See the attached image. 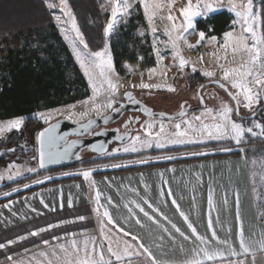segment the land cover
<instances>
[{"label":"snow or ice","instance_id":"1","mask_svg":"<svg viewBox=\"0 0 264 264\" xmlns=\"http://www.w3.org/2000/svg\"><path fill=\"white\" fill-rule=\"evenodd\" d=\"M142 6L145 17L148 22L149 31L153 37L152 49L155 56V66L144 71L139 69V65L133 67L125 62L124 68L128 74L135 75L139 72V83L129 82L125 84L123 78L116 70L113 55L110 51V44L105 40L102 47L97 50L90 48L85 35L81 31L77 23V18L69 4V0H58V3L48 2L45 0L46 8L49 10L58 9L60 14L55 11L51 13L54 21L60 27L64 34L65 40L71 43L72 51L75 59L79 63V67L83 71V75L87 78L88 86L91 89V95L78 104L82 106L81 111H76L77 105H67L63 110L50 109L47 112H39L36 116L48 125L36 134L37 155L32 157L38 163L39 169H43L46 165L55 163L62 156L69 155V152L75 141L68 142L66 134L58 136L59 121L50 123L54 116H63L64 119L73 121L80 127L94 135H106V132H96L94 125L95 117L101 118L105 124L112 120L111 114L106 113H122L126 105L120 103V97L132 104H140L141 102L135 98L133 91L139 90H166L168 92H176V86L168 83L167 74L173 67L179 69V76L183 77L186 67H191V72H200V75L206 78H214L219 73L220 79L214 83L223 89L234 105L228 101L221 99L218 106L209 107L204 102V96L200 95V90L204 89V85H200L196 98L199 100V107L193 109L187 101L180 105V110L169 115L164 112L156 113L147 106L143 107V112L148 119L141 121L140 117H130L125 122L126 131L118 134L116 140L128 141L122 145L112 149L111 153L103 144L90 146L93 151L105 152L109 155L123 151L125 153H138L150 148L163 149L169 145H184L187 143H204L207 140H227L234 142L241 152L244 148L240 147L246 143L247 136L253 138H264V123L256 120L257 106L260 111H264V22H262L261 12L254 11V0H185L182 6L175 9L177 0H138ZM136 0H106L103 6L105 11H109L110 16L103 29L105 38L110 37L121 19L130 15ZM264 4V0H261ZM227 8L234 14L231 30L225 31L222 38L216 35L206 36L204 31H196V22L198 18H207L209 13L217 11L220 8ZM167 10V15L162 13ZM179 12V16L176 12ZM163 21V35L166 40H161L157 35L160 32L156 21ZM209 32L213 29L209 27ZM197 34L198 39L195 44L189 42L188 36ZM141 36L144 35L142 31ZM207 41L210 45H218L215 51L209 53L214 58L215 69H200L195 67V62L189 60L183 55L184 48L195 49L202 42ZM223 53L221 55L220 53ZM170 53L172 63L164 64V60ZM142 62L144 57H137ZM203 54L199 57V62L203 63ZM145 71L149 80L154 77H161V83H147L143 77ZM173 79H176L174 77ZM121 89H125L121 92ZM118 105V106H117ZM187 105V107H186ZM248 110L252 115L250 117L252 123L250 126L237 122L233 119V113L240 118V108ZM24 116H16L4 121H0V137H5L14 130L20 132L24 126ZM86 120V123L81 121ZM129 123L139 125L138 128H129ZM119 132V129L116 130ZM135 131V135L131 132ZM61 142H64L61 148ZM222 151L231 152V147L221 149ZM8 151L14 152L15 149ZM194 155H206L207 153H193ZM79 158V157H78ZM152 158L141 159L137 163H149ZM155 159H176L174 156H159ZM258 163L256 159L251 160V164L255 166ZM261 169L264 170V160L259 162ZM113 168L125 167L123 164H112ZM99 167V166H98ZM104 168L109 165H103ZM14 169V171H13ZM95 169H83L77 175H81L85 181L89 182L90 188H95L96 182L91 179ZM10 174L7 175L8 180H13L23 175L24 171L35 172L37 169L27 167L23 168L16 165L15 162L8 166ZM255 175V172L253 173ZM163 177V173H161ZM4 173H0V180H3ZM264 178V171H262ZM51 179V177H45ZM43 180H35L32 183L40 184ZM24 188L30 187L24 184ZM79 187V186H77ZM12 192L19 191V188H12ZM135 191V190H133ZM10 196L11 192L4 193ZM102 192L96 189L94 202L96 207L97 222L99 224V235L89 234L87 229H82L79 236L75 232L66 231L65 236H53V240L58 241L55 245L50 244L47 239L42 240V244L47 246L48 250H39L31 253L25 248L28 264H133V257L143 259L138 260V264H165L164 261L156 259L152 252V245L145 244L142 237L133 233L130 229L122 227L111 215L108 207L101 204ZM138 195V193H137ZM168 195L172 196L171 189ZM108 205H114L111 197H105ZM143 199V204L136 200H129L124 207L127 209L129 219L135 221L137 225L143 227V221L136 210L143 215L148 221L156 225V228L168 238L175 242L176 237L171 230L178 233L184 241H187L191 247L185 249L183 244L180 250L185 252V258L182 264H246L244 257L252 256L251 264H256V251L264 253V234L259 239H251L245 235L242 219L239 213V197H236V219L238 222L237 239L238 249L230 238L221 239L214 228L212 213H218V208L214 200L213 190H209L207 197L208 208V229L211 235L201 234L190 221L189 216L180 210L176 199H172V204L176 206L177 211L183 218L190 230V234H186L175 223L168 219L166 215L160 212L149 200ZM195 201V198H193ZM11 203V201L9 202ZM45 208L49 205L44 203ZM227 204V199L223 200ZM151 210V213L144 207ZM71 206V203L69 204ZM8 207V205H5ZM62 207V205H61ZM103 208V211L101 209ZM55 211V208L51 209ZM36 211V209H32ZM159 217V218H158ZM79 221H84L85 216H78ZM162 221H166L167 225ZM74 222V221H73ZM65 223L61 221V224ZM215 223H220L217 215ZM111 225L112 227H109ZM60 225L49 224L48 229L40 228L31 232L29 235L38 236L41 232L49 230ZM115 229V230H114ZM171 229V230H170ZM231 230L229 229V236ZM130 238V239H129ZM163 239V236L160 237ZM20 240L27 239L21 236ZM16 243L14 240H8L7 245ZM34 247H38L35 244ZM161 247V245H156ZM6 247L5 243H0V249ZM10 264H25V260H14L12 255L7 256Z\"/></svg>","mask_w":264,"mask_h":264},{"label":"crops","instance_id":"2","mask_svg":"<svg viewBox=\"0 0 264 264\" xmlns=\"http://www.w3.org/2000/svg\"><path fill=\"white\" fill-rule=\"evenodd\" d=\"M220 9L227 10L223 7ZM232 149L231 152H226L221 149L202 148L195 153H207L206 155L178 153L171 155L176 159H155L149 163L132 162L119 168L74 167L48 171L42 176L38 174L35 180L56 177L44 179L40 184L27 183L30 185L28 188H24L23 185L15 186L14 188H19L17 192L10 189L0 193V243L6 245L4 249H0V264H10L7 260L8 255H12L14 260L23 258L25 264H28L25 248L31 253L37 252L38 249L47 251L48 248L42 244V240L47 239L50 244L55 245L58 241L53 240V236L63 238L66 231L75 232L79 236L82 229H87L89 234L98 236L99 224L94 212L96 189L103 194L101 204L108 207L118 224L142 237L145 244H151L156 259L164 261L165 264H182L186 253L180 250V246L183 244L184 248L188 249L191 245L170 229L176 237L173 242L167 234L161 233L156 225L144 218L138 209L137 215L142 219L144 226L137 225L134 220L129 219L127 209L124 207L129 200H136L142 204V198L149 200L182 231L190 234L176 206L172 204V199L175 198L180 210L189 216L198 232L210 236L207 197L211 189L219 210L218 213L215 211L212 213L217 235L221 239L230 238L238 249L236 219L238 194L239 213L245 235L254 240L259 239L264 234V194L259 192L260 185L256 181L258 174L248 155L241 152L238 147ZM83 169H95L91 177L96 182L95 188H90L89 182L76 174ZM61 174L63 176L58 177ZM169 189L172 196L168 195ZM6 192H11V195L5 196ZM105 197H111L114 205H108ZM225 197L226 205L223 203ZM41 200L49 207L45 208ZM144 207L151 213L147 205ZM52 208H55V211H52ZM81 215L85 216L84 221L77 219ZM217 215L220 223H215ZM61 221L65 223L61 224ZM162 223L167 225L166 221ZM49 224L60 226L41 232L38 236L29 235L40 228L48 229ZM167 226L170 228V225ZM21 236L27 239L20 240ZM8 240H14L16 243L7 245ZM34 244L38 247H34ZM158 244L161 247H157ZM132 259L133 264H138V260L143 258ZM244 259L246 264H251V255ZM255 262L264 264V253L257 250Z\"/></svg>","mask_w":264,"mask_h":264},{"label":"trees","instance_id":"3","mask_svg":"<svg viewBox=\"0 0 264 264\" xmlns=\"http://www.w3.org/2000/svg\"><path fill=\"white\" fill-rule=\"evenodd\" d=\"M56 1V0H55ZM261 6L264 22V4ZM78 26L90 48L97 50L107 38L104 26L110 16L104 10L105 0H69ZM46 8L45 0H0V121L27 116L42 110L74 104L90 96V88L58 25ZM234 16L228 10L215 12L196 22V29L221 38L232 27ZM139 2L131 16L111 38V52L116 69L125 73L124 64L153 66L155 56L151 39L139 31L146 27ZM211 27L212 32L208 29ZM144 57L142 62L137 57ZM202 80V75L198 73ZM41 120L28 117L20 132L0 139V150L6 151L0 165L19 154H37L36 134L45 126ZM98 160H82L62 169L92 164ZM40 173H46L40 171ZM19 180L15 183H21ZM9 183L6 188L13 186Z\"/></svg>","mask_w":264,"mask_h":264},{"label":"rangeland","instance_id":"4","mask_svg":"<svg viewBox=\"0 0 264 264\" xmlns=\"http://www.w3.org/2000/svg\"><path fill=\"white\" fill-rule=\"evenodd\" d=\"M48 2L58 3V0H56V1L55 0H48ZM184 2H185V0H177V3L174 6L175 9L180 8ZM137 3H138V0H136L135 4H137ZM226 3H227V0H225V4ZM254 3H255L254 11H260L261 12L260 4L256 0H254ZM135 4H134L133 9L130 12V15H128L127 17H125L124 19H121L119 21L118 26L114 30V33L116 32L117 28L121 24L125 23L127 21V19L131 16L133 10H135ZM141 8H142V6H141ZM52 11H55L56 14H60L58 9H55ZM142 11H143V8H142ZM218 11H221V9H218L217 11L209 13L207 15V17L210 16L211 14L215 13V12H218ZM109 12H110V9H109ZM143 13H144V11H143ZM162 14L167 15V10L165 9V12ZM176 15L179 16L178 11L176 12ZM233 16H234V14H233ZM261 17H262V22H263L262 13H261ZM198 19H200V18H198ZM146 23H147L146 27L141 28L139 33H141L143 31L144 35L147 34L150 37L151 44H152L153 37L149 31L147 19H146ZM164 23L165 22L160 21L159 19L156 21V24H157L158 28L160 29V32H158L157 35L160 37L161 40L167 39V37L163 35ZM59 30H60V27H59ZM196 31L198 32L200 30L196 29ZM60 32H61V30H60ZM61 34L64 38V34L62 32H61ZM112 35L107 38V42L110 45H111ZM206 36H210V35L206 34ZM198 38L199 37L197 34H192V35L188 36L189 42L192 44H195ZM64 40H65V38H64ZM65 41L67 42V44L69 45V47L72 51L71 43L68 40H65ZM216 47H218V45H216V46L210 45L207 43V41H205V42H202L201 45H199L195 49H188L187 47H185L184 51H183V55L186 58H188L189 60L195 62V67L198 70L205 69V68L212 70V69H215L216 64H215L214 58L211 57L209 55V53L215 51ZM110 51H111V46H110ZM72 53H73V51H72ZM202 54L204 57L203 63L199 62V57ZM220 54L223 55L222 52ZM73 55H74V53H73ZM74 57H75V55H74ZM155 63H156V60H155ZM171 63H172V61H171V56L169 53L167 58L164 60V64L169 65ZM132 66L135 67L137 65H132ZM153 66H155V64ZM153 66L143 67V66L139 65V69L141 71H144V70H146L150 67H153ZM198 73H200V72L198 71L196 73H192L191 67H186L185 74L183 75V77H180L179 76V69L176 67H173L172 70L170 72H168V74H167V80H168V83H173L176 86V89H177L176 92H168L166 90H139V89H134V90L130 89V90L138 91V92H140V91L153 92L154 95L147 97V101L149 102V105L151 107H153L156 111H161V112H166V113H176L180 110V105L184 101H190V103H196V102L198 103L199 102V100L196 98V96H197V91L199 89V86L201 84H203L204 82L209 81V80H213V79L219 80L220 79V75L218 73L216 77L211 78V79L202 76L201 77L202 80H201L198 77ZM119 74L123 78L126 85L129 82L139 83V80H140L139 72H137L135 75H131V74H128L126 69H125V73H123V74L119 73ZM174 77H176V79H173ZM143 79L145 82L153 83V84L163 82L162 78L158 77V76L149 80V77H148V74L146 71H145ZM124 90L125 89H121V92H123ZM90 92H91V89H90ZM202 93L205 96V99L207 101V106H209V107L218 106L219 101L221 99L228 101L234 105V102L231 101V98L228 97L227 93L223 89L219 88L218 86H214V85L208 86V87L203 89ZM120 100H123V97H120ZM74 104L77 105L76 111L83 110L82 106L79 105L78 102L74 103ZM69 105H72V104H69ZM64 107L65 106L52 108V109L63 110ZM258 108H260V106H257V108L255 110H257ZM48 110H50V109L42 110L39 112H47ZM39 112L30 114V115H27L24 117H26V118L35 117V118L39 119L36 116V114ZM241 112L244 115H252L248 110L244 109L243 107H241ZM106 114H108V113H106ZM94 116H95V114L93 113L92 117H94ZM62 117L63 116H54L53 119L50 121V123L52 121L57 120V119L62 118ZM145 119H148V117H146ZM233 119L236 120L237 122L244 124L245 126H250L252 123L251 119H248V118H246L244 120H240V118L236 115L235 112L233 113ZM256 120L264 123V111L259 112V114L256 116ZM1 121H4V120H1ZM84 121H86V120H84ZM81 122H83V121H81ZM10 134H7L5 137L9 136ZM5 137H0V139H3ZM233 143L234 142L227 141V140H221V141L207 140L204 143H187L184 145H169L163 149L153 147V148L146 149V150H144L142 152H138V153H133V152L125 153L123 151H120V152L112 154V155L105 154L103 156H97V155L87 153L84 155V160H98V161H96L92 164H89V165L81 164L78 167H96V168H99V167H103V165H109V167H111L110 165H112V164H124L125 165L127 163L136 162V161H139L141 159H148L150 157L152 158L150 161H152V160H155V158L159 157V156H171L173 154H178V153L179 154L181 153L183 155H185V154L194 155L193 153H195L196 150L202 149V148H211L214 150H220V149H223V147L224 148H226V147H231V148L237 147L236 144L235 143L233 144ZM122 145L123 144H114L108 153H111L112 149H114V148L122 147ZM241 147L244 148V152L248 155L250 161L252 159H256L258 161V163L254 166V168H256L255 170L258 174V175H256V181L258 182V185H260L258 187L260 194L261 193L264 194V178H262V171H264V170L261 169V165L259 163L260 161L264 160V138H253L249 135V136H247L246 143H243L241 145ZM6 151H8V149L7 150H0V160L6 154ZM34 155H37V154H34V152L28 153V150H25L24 153L19 154L18 156L13 158V160L9 161L7 164H4L2 166L0 165V173H4V177H5L3 180H0V193L7 191V190H10V189L14 188L15 186L24 185V184L33 182L37 178L38 174H41V176L44 175V173L43 174L40 173L37 161L32 159V157ZM13 162H15L16 165L22 166L23 168L31 167V168L37 169V171H35V172L24 171L23 175H21L20 177H17L13 180H8L7 175L10 174L8 171V166L10 164H12ZM13 171H14V169H13ZM61 176H63V175L61 174L58 177H61ZM49 177L54 178L56 176H49ZM22 179H23V182L15 183V182L22 180ZM44 179L45 178H41V180H44ZM9 183H11V184L13 183L14 185L9 187V188H6V185H8Z\"/></svg>","mask_w":264,"mask_h":264},{"label":"water","instance_id":"5","mask_svg":"<svg viewBox=\"0 0 264 264\" xmlns=\"http://www.w3.org/2000/svg\"><path fill=\"white\" fill-rule=\"evenodd\" d=\"M215 80H217V79L206 81L201 85H204L205 86L204 88H206L208 86H212V85L217 86L214 83ZM202 91H203V89L200 90V95H203ZM137 100H139L141 103L140 104H132V103L128 102L127 100L121 101L120 103H124L126 105V107L124 108L122 113H108V114H111L113 118L107 124H105V122L101 118H97L95 116L91 117L93 119H96V124L93 126L95 131L96 132H106L107 133L106 135H94L90 132H86L80 127L79 124L74 123L73 121L66 120V119H64V117L52 121L51 123H53V124L56 123L57 121H59V128L57 130V135L58 136H64L66 134L67 141L68 142L75 141V144L71 148L69 155L62 156L58 159L57 162L48 164V165H46L45 168L39 169V170L43 171V172H48V171L62 169L63 167L70 166V165H73L75 163L81 162L84 159V155L87 153L97 155V156H103V155L107 154L105 152L93 151L90 147L92 145L103 144L104 147L109 152V150L111 149V147L115 143H119V144L127 143L128 141L116 140V136L118 134H123L125 131H122L119 127H110L112 124H114L115 122L120 120V118H122V116H124L128 112L129 113H141L142 115L147 117V115L143 112L144 106L151 108L153 110V112H156V113L161 112V111H156L153 107L148 105L146 102H144L140 99H137ZM187 102L189 105L192 106L193 109H196L197 107L200 106L199 104L193 105L189 101H187ZM204 102L207 105V101L205 99V96H204ZM186 107H187V105H186ZM256 111H257V115H258L260 112V108H258ZM164 113H166V112H164ZM167 114L173 115L175 113H167ZM240 116L248 118V119H250V117H251V115H244L241 112V108H240ZM86 122L87 121H83L81 123H86ZM47 126L48 125H45L43 128H45ZM138 127L139 126H137L135 128H138ZM117 129H119V132L116 131ZM134 133H135V131H132L131 135H134ZM63 146H64V142H61V148H63ZM37 148H38V145H37Z\"/></svg>","mask_w":264,"mask_h":264},{"label":"flooded vegetation","instance_id":"6","mask_svg":"<svg viewBox=\"0 0 264 264\" xmlns=\"http://www.w3.org/2000/svg\"><path fill=\"white\" fill-rule=\"evenodd\" d=\"M133 95L135 96L136 99H140V100L146 102L149 105V102L147 101V97H150L151 95H154V93L153 92H144V91H140V92L134 91L133 92ZM121 101H124V99L123 100H119V102H121ZM198 103L196 102V103H192V104L193 105H196ZM137 116L140 117L141 121H143L146 118L141 113H129L128 112L124 116H122V118H120V120H118L117 122H115L114 124H112L110 127H119L122 131H126V129L124 127L125 122L128 121L130 117H132L133 120H134V118L137 117ZM137 126H139V125H136L134 123H129V125H128L129 128H135ZM115 144H119V143H115Z\"/></svg>","mask_w":264,"mask_h":264}]
</instances>
